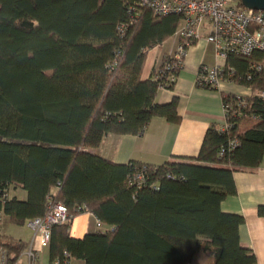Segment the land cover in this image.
Returning <instances> with one entry per match:
<instances>
[{
	"label": "trees",
	"instance_id": "16d2710c",
	"mask_svg": "<svg viewBox=\"0 0 264 264\" xmlns=\"http://www.w3.org/2000/svg\"><path fill=\"white\" fill-rule=\"evenodd\" d=\"M182 20L142 0H0V197L7 193L0 208L25 224L46 214L50 195L68 206L67 221L51 231V261L257 262L241 241L244 216L224 211L222 202L237 192L234 172L255 170L264 156V96L256 93L264 71L252 68L261 52L230 53L225 72L233 69V82L255 93L245 96L241 116L237 94H223L229 126L211 124L196 158L117 163L94 151L109 133H142L155 116L180 121L176 100L156 101L175 80L159 71L144 78L143 68L147 50ZM140 171L145 179L132 181ZM86 209L104 227L74 236L73 220ZM5 237L0 246L14 263L28 243Z\"/></svg>",
	"mask_w": 264,
	"mask_h": 264
},
{
	"label": "crops",
	"instance_id": "0c3cea01",
	"mask_svg": "<svg viewBox=\"0 0 264 264\" xmlns=\"http://www.w3.org/2000/svg\"><path fill=\"white\" fill-rule=\"evenodd\" d=\"M210 30L209 27H203L202 36L189 46L184 65L178 72L174 86L160 88L157 92L156 101L158 103L168 104L174 100L177 101L180 121L175 122L164 116H155L142 133L123 135L109 133L94 149L97 154L117 163L137 160L152 164H161L173 156L196 158L199 155L209 126L217 123L221 127L226 121L223 94L234 93L250 96L255 93L250 86L228 80H222L218 86L210 88L197 84L202 64L212 65L217 61L222 64L227 63V60H222L217 56L214 44L207 40L206 37ZM178 40L179 37L175 32L162 43L147 50L143 68L144 78L151 77L157 71L165 55H169L176 48ZM248 121L250 122L251 119ZM234 179L237 192L223 200L222 209L244 216L245 220L240 226L241 241L255 252L257 256L255 264H264V216L259 214V205L264 203V156L260 166L255 170L235 171ZM12 193L21 198L27 196L24 189H13ZM83 213L89 215L90 220L88 225L81 230L80 235L72 231L73 220L71 232L77 237L99 229L96 219L87 212ZM27 227L29 230L21 231L20 235L0 232V238L1 236L8 238L5 236L11 235L17 240L28 243L17 258L16 264H27L28 262L25 250L31 245L34 232L28 225ZM46 248L50 264L49 241L43 243L39 257L43 263L41 253ZM73 264H85V262L81 259H73Z\"/></svg>",
	"mask_w": 264,
	"mask_h": 264
},
{
	"label": "built area",
	"instance_id": "2783aa9c",
	"mask_svg": "<svg viewBox=\"0 0 264 264\" xmlns=\"http://www.w3.org/2000/svg\"><path fill=\"white\" fill-rule=\"evenodd\" d=\"M142 3L150 6L156 14L175 12L183 15L182 24L176 31L179 37L177 46L169 54V59L163 67L161 64L157 68L161 75L166 74L169 82L176 79L184 65L189 46L202 36L203 27L211 29L206 38L214 44L217 56L222 60L228 61L230 53L252 58L258 51L262 56L253 61L252 68L264 71V10L246 7L241 0H142ZM225 66L226 64L220 61L212 65L202 64L198 80L203 84L215 86H218L222 80L233 82L231 76L234 70L225 72ZM256 93L264 96V89H259ZM245 96L237 94L236 101L240 107L236 111L237 116H241L244 113L241 108L248 105ZM228 126L226 119L221 129H226ZM231 144L236 145L237 140H232ZM144 179L145 175L140 171L135 173L132 181L142 182ZM5 196L7 193L0 198L4 199ZM83 212L89 213L96 219L97 227H104L103 222L92 210L86 209ZM2 214L3 209L0 208V216ZM69 215L68 206L62 201H55L50 195L46 214L27 220L26 224L34 232L31 245L25 250L28 257L27 264H43L39 257L43 243L50 241L53 226L67 221ZM0 264H16L12 262L7 249L3 246H0ZM50 264H73V258L66 260L55 258Z\"/></svg>",
	"mask_w": 264,
	"mask_h": 264
},
{
	"label": "rangeland",
	"instance_id": "374dc122",
	"mask_svg": "<svg viewBox=\"0 0 264 264\" xmlns=\"http://www.w3.org/2000/svg\"><path fill=\"white\" fill-rule=\"evenodd\" d=\"M89 220H90L89 215H87L86 213L79 214L74 219V224L72 226L73 233L76 235H80L81 230L84 227H86V225H88ZM23 230L24 231L29 230L26 223L25 224L14 223L8 215H5V214L1 215V217H0V232L20 235V232ZM42 253H41V255H42L41 260L43 261V263L49 264V259L47 256V254H48L47 248Z\"/></svg>",
	"mask_w": 264,
	"mask_h": 264
},
{
	"label": "water",
	"instance_id": "95a60500",
	"mask_svg": "<svg viewBox=\"0 0 264 264\" xmlns=\"http://www.w3.org/2000/svg\"><path fill=\"white\" fill-rule=\"evenodd\" d=\"M243 5L249 8L264 10V0H241Z\"/></svg>",
	"mask_w": 264,
	"mask_h": 264
}]
</instances>
